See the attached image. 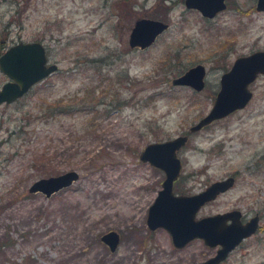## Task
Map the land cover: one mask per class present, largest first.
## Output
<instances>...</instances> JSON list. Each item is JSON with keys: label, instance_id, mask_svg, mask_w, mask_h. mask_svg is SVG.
Wrapping results in <instances>:
<instances>
[{"label": "rangeland", "instance_id": "obj_1", "mask_svg": "<svg viewBox=\"0 0 264 264\" xmlns=\"http://www.w3.org/2000/svg\"><path fill=\"white\" fill-rule=\"evenodd\" d=\"M185 0H0V56L39 42L58 70L24 97L0 105V264H202L211 248L195 239L175 248L148 209L164 180L139 160L144 148L180 136L174 194L191 196L233 177L226 193L196 219L259 216L256 234L220 264H264V76L248 105L196 133L211 110L222 74L236 58L264 51V12L257 0H225L213 19ZM168 24L146 50L128 43L134 23ZM3 41V42H2ZM205 68L201 92L172 84ZM6 77L0 74V84ZM97 98L96 106L92 103ZM84 102L53 115L48 107ZM56 111V110H55ZM74 171L78 180L46 198L39 179ZM116 232L115 252L101 237Z\"/></svg>", "mask_w": 264, "mask_h": 264}, {"label": "water", "instance_id": "obj_2", "mask_svg": "<svg viewBox=\"0 0 264 264\" xmlns=\"http://www.w3.org/2000/svg\"><path fill=\"white\" fill-rule=\"evenodd\" d=\"M184 6L186 9L197 11L207 20L226 10L225 0H185ZM255 9L257 12H264V0H257ZM168 28V24L161 21L137 20L129 35V46L131 49L146 50ZM57 70L56 64L48 62L46 49L39 42H20L9 47L0 56V72L10 80L0 88V105H9L21 99L36 84ZM205 74V68L196 65L174 79L172 84L201 92L205 86ZM260 75L264 76V51L236 58L231 68L220 77L219 90L210 112L190 128V133H196L211 123L244 109L253 96L250 86ZM187 140V136H180L162 143H152L147 145L139 156L141 162L148 163L165 174L162 189L149 207L147 226L150 231L159 228L166 230L174 247L178 249L195 239L203 240L204 244L211 248L219 246L216 254L202 264H220L242 241L257 232L259 216L255 215L246 223H242L239 211L196 219L198 211L229 191L235 179L227 177L214 182L195 195H174L173 183L178 179L181 170L177 152L185 146ZM78 177L76 172L69 171L39 179L28 191L31 194L41 193L49 198L70 187ZM119 240V235L114 231L101 237V241L111 252H115Z\"/></svg>", "mask_w": 264, "mask_h": 264}, {"label": "trees", "instance_id": "obj_3", "mask_svg": "<svg viewBox=\"0 0 264 264\" xmlns=\"http://www.w3.org/2000/svg\"><path fill=\"white\" fill-rule=\"evenodd\" d=\"M95 102H93L92 104L93 105H97L99 104L100 102H98L99 100L97 98L93 99ZM84 102H79V103H73V104H67V105H60L58 108H53L52 106H49L48 107V111H52V114L55 115V114H58V113H62V112H69L70 109H72V107H74L75 105H81L83 106ZM56 110V111H55ZM66 112V113H67Z\"/></svg>", "mask_w": 264, "mask_h": 264}, {"label": "flooded vegetation", "instance_id": "obj_4", "mask_svg": "<svg viewBox=\"0 0 264 264\" xmlns=\"http://www.w3.org/2000/svg\"><path fill=\"white\" fill-rule=\"evenodd\" d=\"M3 42V41H2ZM1 75H3L2 73H0ZM4 77H6L5 75H3ZM7 78V77H6ZM10 80L7 78V80H6V82L5 83H7V82H9ZM5 83H3V84H0V88L5 84ZM162 172V171H161ZM164 174V173H163ZM180 176V175H179ZM164 179H165V174H164ZM179 179V178H178ZM178 179L173 183V188H174V185L177 183V181H178ZM164 181V180H163ZM163 181H162V183H163ZM162 183H161V186H162ZM162 188V187H161ZM161 190V189H160ZM159 190V191H160ZM158 191V192H159ZM158 194V193H157ZM173 194H174V192H173ZM174 195H178V194H174ZM149 210V209H148ZM251 219V218H250ZM249 221V220H248ZM247 222V221H246ZM246 222H244V223H246ZM243 223V222H242ZM256 234V233H255ZM254 234V235H255ZM254 235H252V236H254ZM251 236V237H252ZM250 238V237H249Z\"/></svg>", "mask_w": 264, "mask_h": 264}]
</instances>
